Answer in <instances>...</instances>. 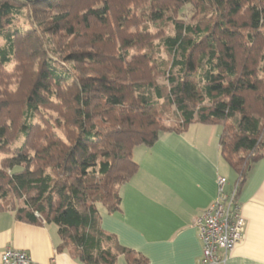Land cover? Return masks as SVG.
<instances>
[{"label": "trees", "instance_id": "trees-1", "mask_svg": "<svg viewBox=\"0 0 264 264\" xmlns=\"http://www.w3.org/2000/svg\"><path fill=\"white\" fill-rule=\"evenodd\" d=\"M0 34V212L80 264H148L101 226L136 146L220 125L238 192L264 158V0H0Z\"/></svg>", "mask_w": 264, "mask_h": 264}, {"label": "crops", "instance_id": "crops-1", "mask_svg": "<svg viewBox=\"0 0 264 264\" xmlns=\"http://www.w3.org/2000/svg\"><path fill=\"white\" fill-rule=\"evenodd\" d=\"M220 131L217 124L195 123L183 133L162 134L151 146H136L138 168L121 188V210L101 212L103 230L148 264H200L193 220L217 196V176L227 179L226 190L237 179L220 154ZM237 201L243 236L221 264H264V158L252 166ZM58 243L54 224L24 223L0 212V254L11 247L25 251L30 264H80L57 251Z\"/></svg>", "mask_w": 264, "mask_h": 264}, {"label": "built area", "instance_id": "built-area-1", "mask_svg": "<svg viewBox=\"0 0 264 264\" xmlns=\"http://www.w3.org/2000/svg\"><path fill=\"white\" fill-rule=\"evenodd\" d=\"M217 196L197 215L193 225L202 245L200 264H221L242 239L244 218L237 201L238 182L226 190L227 179L216 177ZM29 255L6 247L0 254V264H30Z\"/></svg>", "mask_w": 264, "mask_h": 264}, {"label": "rangeland", "instance_id": "rangeland-1", "mask_svg": "<svg viewBox=\"0 0 264 264\" xmlns=\"http://www.w3.org/2000/svg\"><path fill=\"white\" fill-rule=\"evenodd\" d=\"M13 24H14L15 26H20V27H24V28L27 27V23H26V20H25V18L23 17V15H22V16H19V17H16V18L14 19V21H13ZM153 31H155V28H153ZM166 32H167V33H171L172 30L166 27ZM2 44H3V39H2V35L0 34V45H2ZM161 54H162V57H163L164 59H167V55H166V53H165L164 51H162ZM13 64H14V63H13ZM13 64H12V63L9 64V65L7 66V68L11 69V67L13 66ZM158 81H159L160 83H164L165 80H164L163 78H159ZM162 120H163V122H165V123H170V121L174 120V116H173V114H172V111H170V114L168 113L166 116H163V117H162ZM21 140H22V139H21V137H20L19 139H17L16 141H14V142L12 143V147H15V146L19 145L20 142H21ZM4 156H5V154L2 153V152H0V160H1Z\"/></svg>", "mask_w": 264, "mask_h": 264}]
</instances>
